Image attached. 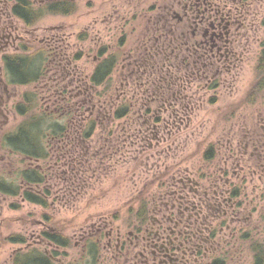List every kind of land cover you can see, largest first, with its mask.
Listing matches in <instances>:
<instances>
[{
  "label": "rangeland",
  "instance_id": "obj_1",
  "mask_svg": "<svg viewBox=\"0 0 264 264\" xmlns=\"http://www.w3.org/2000/svg\"><path fill=\"white\" fill-rule=\"evenodd\" d=\"M32 1L34 6H41L51 0ZM68 1L74 3V12H44L29 28L10 14L13 0H0V57L3 53L23 55L22 41L33 50L45 48L44 73L39 81L13 84L6 74L12 95L7 133L23 119L14 105L26 91L40 97L37 113L41 112L49 107L53 84L59 85V79L68 82L70 89L75 87L77 77L88 78L103 57H116L108 83L94 87L90 112H81L83 117L95 120L93 132L82 138L72 137L68 144L63 142L65 145L55 142L48 159L31 161L46 175L41 185L33 187L47 204L33 203L22 192L0 190L5 238H23L14 246L18 251L24 249L21 255L53 253L62 264H89L81 232H87L99 216H106L110 222V215L126 211L129 205L136 207L141 197H146L151 207L160 192L172 189L169 183L173 179L189 176L203 183L208 177V173L201 175L203 171L220 168L217 174L221 172L229 181L227 187L237 186L240 190L237 199L243 213L249 215L252 211L258 238L263 240L264 91L252 98L250 89L264 42V0H248L249 28L245 36L236 37V54L230 62L213 59L210 67L188 64L192 60L185 58L188 51L180 45L181 39L174 38L172 25H162L159 40L149 41L147 50L140 41L145 22L156 17L161 5L183 0ZM176 11L181 14V7L177 6ZM134 54L139 63L132 68ZM144 55L148 62L140 68ZM132 69L137 73L136 80L128 79L134 73ZM110 102H114V111L123 104L129 113L113 117ZM211 147V158H205L204 153ZM0 154V178L23 183L19 171L30 165V160L17 152L9 155L3 148ZM47 232L66 237L68 246L52 245ZM10 244L6 247L13 248ZM86 249L90 251V244ZM241 264H251L246 253Z\"/></svg>",
  "mask_w": 264,
  "mask_h": 264
},
{
  "label": "flooded vegetation",
  "instance_id": "obj_2",
  "mask_svg": "<svg viewBox=\"0 0 264 264\" xmlns=\"http://www.w3.org/2000/svg\"><path fill=\"white\" fill-rule=\"evenodd\" d=\"M249 3L248 0H183L161 5L156 17L145 22L140 41L147 50L149 41H158L162 25L168 24L173 26L174 38L181 39L180 45L187 49L185 58L192 60L188 61L189 65L210 67L213 59L230 62L236 54V37L245 36L249 28L246 12ZM176 5L181 7V14L176 11ZM136 56L131 55L132 68L139 63ZM147 62L144 55L138 65L141 68ZM131 72L134 73L128 79H138L135 69ZM6 74V67L0 65V150L3 148L10 155L14 151L6 145L5 135L10 126L8 102L12 95ZM219 170L203 171V176L208 173L203 183L189 176L173 179L169 183L172 189L160 192L151 207L146 197H141L136 207L129 205L126 211L110 215V222L106 216H99L87 232H81L86 261L89 260V264H97V261L98 264H241L246 253L251 264H264V259L259 262L264 255V239L258 238L257 224L251 219L252 211L249 215L243 213L242 203L237 199L240 190L237 186L227 187L229 181L221 172L217 174ZM212 173L213 177L209 176ZM248 228L250 230L246 231ZM4 235L0 218V264H18L22 256L19 252L24 249L18 251L14 247L16 241L11 237L7 240ZM7 243H12L13 248H7ZM51 244L65 247L54 241ZM88 244L90 251L86 249ZM93 247L97 248L96 252ZM99 248L103 249L101 254ZM44 255L51 264H62L53 253Z\"/></svg>",
  "mask_w": 264,
  "mask_h": 264
},
{
  "label": "trees",
  "instance_id": "obj_3",
  "mask_svg": "<svg viewBox=\"0 0 264 264\" xmlns=\"http://www.w3.org/2000/svg\"><path fill=\"white\" fill-rule=\"evenodd\" d=\"M44 5L34 6L31 0H14L10 8V14L17 17L26 27L30 28L36 24L44 12L67 15L76 10L74 3L68 0H51ZM44 7L45 9H43ZM20 48L24 50L21 52L23 55L19 53H3L1 56L10 82L27 85L39 81L44 73L43 62L45 57L43 56V52L45 48L33 50V47L25 41L20 43ZM30 48L33 52L27 53ZM114 57L110 56V54L103 57L88 78L84 75L77 77L78 81H75V87L72 86L75 88L73 90H70L72 87L68 88V82L59 79V85L53 84V90L47 101L49 107L43 108L41 112L37 113L40 97L38 99L35 92L26 91L22 95V100L17 102L14 108L23 119L17 124L14 131L5 135V140L6 145L11 147L14 152L22 155L24 159H29L30 165L25 166L19 171L23 183H19L18 185L13 181L6 182V180L2 179L0 180V190L13 194L22 192L25 199L33 203L40 205L47 204L45 197L33 187V185H41L46 175L42 167H33L31 161L48 159L47 156L50 148L55 142H65V144H68V139L72 137L82 138L89 136L93 132L95 120L92 116L86 115L83 117L81 112L84 109L86 113L90 112L88 110L94 101L92 97L94 87L102 85L106 81L108 83L116 64V57ZM255 73L256 80L250 89L252 98L257 97V94L264 91V42L258 55ZM54 83L57 84V81ZM110 99V101H114L113 98ZM113 107L114 102H110V114L115 118H122L129 113L126 105H119L115 111ZM75 115H78L79 120H77V117L75 118ZM211 150L212 147L204 153L205 158H211ZM21 185L25 186V188L21 187ZM46 234L54 242H58L65 247L68 246V239L66 237H61L57 233L47 232ZM11 239L20 242L23 238L16 235V238L11 236ZM26 255H22L18 259V264H27L28 260L29 264H51L44 254L33 255V257ZM263 259L264 255L260 258L259 262H262Z\"/></svg>",
  "mask_w": 264,
  "mask_h": 264
}]
</instances>
